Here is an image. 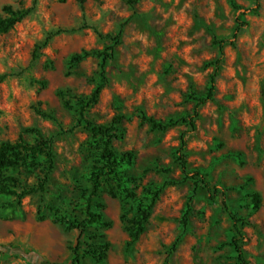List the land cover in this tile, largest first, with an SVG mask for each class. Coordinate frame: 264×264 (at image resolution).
<instances>
[{"label":"rangeland","instance_id":"rangeland-1","mask_svg":"<svg viewBox=\"0 0 264 264\" xmlns=\"http://www.w3.org/2000/svg\"><path fill=\"white\" fill-rule=\"evenodd\" d=\"M3 5L30 12L0 35V73L8 74L0 83V143L19 136L34 142L31 129H37L52 139L55 169L46 192L23 197L20 206L2 209L13 197L0 196V244L9 247L0 248V264H70L75 251L103 242L109 243L104 264H237L228 245L234 228L224 198L245 221L247 259L264 264V0L257 14L242 15L245 25L233 44L228 41L238 25L236 5L246 9L254 0H0V13ZM226 39L215 98L198 108L194 131L182 121L160 131L141 119L190 115L196 103L190 95L205 93L219 41ZM81 50L91 54L69 68L70 56ZM100 83L87 118L107 124L122 117L121 137L111 149L116 157L131 152L133 160L119 167L125 191L105 181L93 199V210L111 225L87 226L77 247L79 232L54 222L48 207L67 218L84 217L102 140L78 122L74 96L86 97ZM57 90L68 91L71 107ZM182 134L187 169L205 175L218 189L214 198L182 174L175 158ZM40 169L8 173L31 186ZM145 186L160 188L159 196L144 232L127 247L125 220L138 201L148 202ZM252 192L261 197L257 209ZM80 264L98 263L81 256Z\"/></svg>","mask_w":264,"mask_h":264},{"label":"trees","instance_id":"trees-1","mask_svg":"<svg viewBox=\"0 0 264 264\" xmlns=\"http://www.w3.org/2000/svg\"><path fill=\"white\" fill-rule=\"evenodd\" d=\"M63 1V0H60ZM128 4L134 5L140 0H125ZM259 0H254V5L242 9L239 5H236L238 10L236 19L238 25L231 35V40H220L219 41V52L220 56L215 59L212 63L213 72L210 75L209 85L203 95H196L191 93L190 98L195 100V105L193 112L188 115L181 117L176 120L161 121L156 120L151 116L142 115L141 119L149 124L152 128L165 131L168 128L175 126L179 121L188 123L191 129L194 131L196 129L195 119L199 116L198 108L203 104L213 101L216 94V77L219 72L220 64L222 62L223 55V45L225 42L234 43L238 36V31L245 25L241 21L242 15L245 12L251 14H257L259 10ZM0 13V35L7 32L9 29L13 28L14 25L20 22L29 12L30 9L23 8H13L11 5H3ZM91 53L86 50H81L80 52L74 53L70 56L68 61V67L73 68L78 62L89 56ZM107 56V54H105ZM105 59H102L100 64L101 77L104 80L105 73ZM8 77L7 73H0V83L3 82ZM102 89V83L97 84L91 93L86 97L74 96L77 101V112H78V122L83 125V127L90 132L91 136L96 138L100 137L102 142V147L99 152L98 160L101 165H95L90 173L91 187L89 194L86 199L84 217L82 219H71L64 216L58 215L56 209L53 207H48L49 210L53 212V221L60 222L65 225L67 230H77L79 236L77 239V247H79L82 242L81 238L85 232V229L89 225H97L101 228L109 227L111 221L106 220L101 211L93 210V199L98 196L99 191L102 188L103 182H112L121 191H125V180L122 177L119 167L122 163L130 164L133 160V155L131 152H123L119 157H116L111 149V144L114 139L121 137L117 133V126L121 123L122 117L114 116L107 124H93L87 118V109L95 104L99 98L100 91ZM56 94L63 100V105L66 107H71L69 103L65 100L68 96V91L57 90ZM31 131L37 133V139L34 142H27L21 136L14 141H3L0 143V196H11L13 201L9 203H3L2 209L7 207H17L20 206L21 200L25 196H31L35 194H43L46 192V185L50 181L53 171L55 169V154L52 146V139L44 138L43 135L37 129H31ZM186 147V138L182 134L180 138V146L176 152L175 158L178 160L181 172L185 178H191L194 181L195 188L203 187L209 193L210 198H214L218 192L216 187L210 185L205 175L200 171L189 172L187 169L186 154L184 152ZM40 167L41 176L37 179V183L31 186L21 184L19 179L9 174V171H14L17 168H24L26 172H31L32 170ZM171 181H165L164 185L172 184ZM111 186V185H110ZM144 198L148 202L138 201L135 207H132L133 216L125 220V229L128 233L127 247H130L135 243L140 235L145 230V224L148 221L151 210L158 199L160 188L151 189L149 187H144ZM109 193L114 196L112 188ZM225 197V192L222 193ZM129 196H132L130 194ZM253 209L259 208L261 204V197L257 192H252L250 194ZM225 210L228 212L234 228V234L230 238L228 245L236 254L237 264H251L247 259L243 244L245 243V233L242 230V225L245 221L238 217L234 212L231 211L227 204L225 198L222 201ZM104 205L100 204L99 208L102 209ZM189 208L188 204L182 216V223L187 224ZM37 214L40 218L43 216L40 213V208L37 209ZM88 248L83 250V253L74 252L70 264H80L81 256H90L98 264H104L106 259V251L109 247L108 242H103L98 246L87 244ZM75 247V250L76 248ZM1 249L9 248L6 245L0 244ZM78 250V249H77ZM31 253H25L23 256L29 257Z\"/></svg>","mask_w":264,"mask_h":264}]
</instances>
